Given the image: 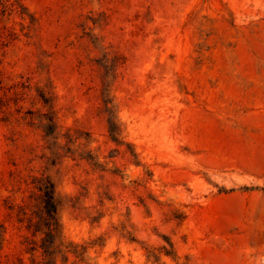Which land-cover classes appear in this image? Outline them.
I'll return each instance as SVG.
<instances>
[{"label":"rangeland","instance_id":"1","mask_svg":"<svg viewBox=\"0 0 264 264\" xmlns=\"http://www.w3.org/2000/svg\"><path fill=\"white\" fill-rule=\"evenodd\" d=\"M0 264H264V0H0Z\"/></svg>","mask_w":264,"mask_h":264},{"label":"trees","instance_id":"2","mask_svg":"<svg viewBox=\"0 0 264 264\" xmlns=\"http://www.w3.org/2000/svg\"><path fill=\"white\" fill-rule=\"evenodd\" d=\"M43 196V208L46 212L47 217L51 220L53 219V214L55 212V203L53 200L52 192L45 188L42 190Z\"/></svg>","mask_w":264,"mask_h":264}]
</instances>
